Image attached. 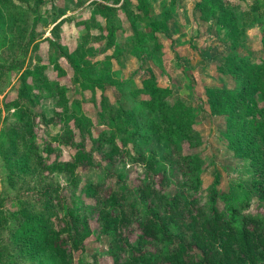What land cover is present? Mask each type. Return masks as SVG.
Masks as SVG:
<instances>
[{
	"label": "rangeland",
	"instance_id": "374dc122",
	"mask_svg": "<svg viewBox=\"0 0 264 264\" xmlns=\"http://www.w3.org/2000/svg\"><path fill=\"white\" fill-rule=\"evenodd\" d=\"M197 1L145 0L143 10L139 0H0V264H61L13 234L28 223L41 241L68 224L79 239L84 221L91 235L73 263H124L130 253L102 233L98 210L122 214L120 232L135 245L139 222L155 218L145 183L180 195L181 209L263 216L264 145L251 122L264 119V0H221L237 13L236 43L215 18H200ZM149 22L160 27L154 35ZM239 57L247 67L235 74ZM226 89L244 95L233 120L212 101ZM69 128L74 139L59 142ZM81 139L93 165L49 169ZM163 216L158 209V236L144 249L190 239L189 218Z\"/></svg>",
	"mask_w": 264,
	"mask_h": 264
},
{
	"label": "trees",
	"instance_id": "16d2710c",
	"mask_svg": "<svg viewBox=\"0 0 264 264\" xmlns=\"http://www.w3.org/2000/svg\"><path fill=\"white\" fill-rule=\"evenodd\" d=\"M139 2V8L146 10L145 0H139ZM195 9L203 20L215 18L217 24L228 31L232 43H236L239 40L241 28L234 9L226 7L221 0H198L195 3ZM143 16L147 17L148 15L144 13ZM149 25L153 35L160 30V27L154 22H149ZM235 66L232 71L237 74L247 67V63L245 59L239 57ZM153 91H156V89ZM212 101L216 107L217 115L233 120L234 108L239 102L243 103L244 95L240 90H219L215 93ZM22 116L23 114L20 118ZM53 121V117L47 119V122ZM251 123L252 127L261 136L264 145V119H254ZM74 136L72 128H69L56 138L58 141L61 138L59 142L62 141L63 143L64 137L71 141ZM239 139L236 138L234 140L237 148L239 143H244L243 138ZM74 149L75 155L73 158L67 162L55 161L49 169L74 171L79 166L93 165L94 158L86 150L83 139L74 143ZM116 149V146H113L112 150L105 154L110 158ZM246 149H248V145H246ZM247 151L239 149L237 153L244 155ZM262 171L264 174V168ZM216 181L219 182V178ZM254 184L257 183L254 181ZM260 185L261 200L264 202V180H260ZM140 191L142 197L149 199L150 203L153 204L155 218L151 217L139 222L141 232L135 245L120 232V227L124 226L125 221L122 214L114 213L106 205H103L98 210L97 219L102 233H115L119 240L117 249L120 252L129 251L130 253L128 259L122 264H264V214L260 218L242 216L239 222L237 219V208L232 205L229 206L230 214L228 218H226V213L219 212L215 206L211 207V214L207 216L204 213L194 211L193 208L181 209L180 195H168L150 183H145L140 188ZM216 193L217 191L213 190V200H215ZM223 198L227 200L231 199L232 196L224 193ZM105 200L106 202L110 201V204L114 205L116 197L115 195H110ZM158 209L168 218V224L177 223L178 219L184 221L189 218L190 222H186V224L188 225L187 231L190 232V239L187 240V237L182 236L177 244H169L155 252L144 249L146 244L152 245V242L158 236L156 222ZM168 224H164V229H168ZM29 227L28 223H24L18 228L17 232L13 234L15 243L17 242V244L26 248L29 247L30 243H35L36 247L41 243L43 248L49 249L59 258L61 264H74L73 250L78 249L80 246L83 247L85 240L91 235L90 226L85 221L82 224V233L79 239L73 237L71 227L68 224L63 228V231L50 230L43 234L41 241L35 238V232L30 234L27 232ZM65 232L67 233V238L63 237ZM16 239L20 240L17 241ZM69 239H72L71 244L68 242ZM1 247L4 248L5 243L0 236V249ZM118 257L114 255V261L117 264L119 263Z\"/></svg>",
	"mask_w": 264,
	"mask_h": 264
}]
</instances>
